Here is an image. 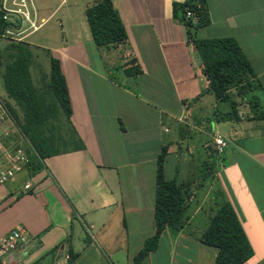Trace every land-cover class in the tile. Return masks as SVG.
<instances>
[{"label":"crops","instance_id":"obj_1","mask_svg":"<svg viewBox=\"0 0 264 264\" xmlns=\"http://www.w3.org/2000/svg\"><path fill=\"white\" fill-rule=\"evenodd\" d=\"M70 1L59 19L61 41L26 43L59 60L70 120L85 150L47 158L33 176L25 167L0 186V238L15 228L27 237L4 263L132 264L154 234L156 162L167 145L164 178L187 184L190 200L183 227L166 230L142 264L214 263L215 249L198 238L217 188L252 247L243 264H264V0H206L210 24L196 30L199 39L234 38L255 72L252 96H245L253 101H236L229 91L233 113L208 92L186 29L172 16V4L185 0H111L127 42L110 50L94 44L86 22L85 10L97 0ZM66 4L61 0L39 24L34 13L39 29ZM129 59L142 71L136 77L124 74ZM245 104L261 111L240 113ZM217 136L225 143L220 154L213 148ZM206 161L216 172L201 182L192 172ZM69 249L76 255L71 263Z\"/></svg>","mask_w":264,"mask_h":264},{"label":"trees","instance_id":"obj_2","mask_svg":"<svg viewBox=\"0 0 264 264\" xmlns=\"http://www.w3.org/2000/svg\"><path fill=\"white\" fill-rule=\"evenodd\" d=\"M187 12L192 14V18L186 17ZM4 16L5 13L0 9V38L7 29L14 27ZM172 16L186 29L187 42L194 50L200 73L208 82V92L217 101L229 103L234 111L235 103L231 100L230 88H250L249 80L256 77L244 52L232 37H196L197 29L210 24L206 0L173 3ZM85 18L97 47L110 50L126 44V30L111 0L92 3L85 10ZM31 48L26 42L9 43L0 51V63L3 64L2 78L6 97L21 112L20 118L7 99L9 113L26 140L29 155L27 169L29 175L33 176L43 170L45 159L83 151L85 145L70 120V98L59 60L48 52L49 72L45 75L46 81L43 79L42 86L37 87L31 76L34 58ZM141 72L135 59H129L125 64L126 76L136 77ZM260 118H264V111ZM167 150V145H163L156 162L154 234L144 241L142 249L132 259V264H142L156 250L166 230L177 233L183 227V215L188 207L190 193L187 184H178L175 179L165 180L163 166ZM198 240L204 246L215 249L213 264H243L253 255L232 205L219 188L208 226ZM75 257L69 249L68 262L71 263Z\"/></svg>","mask_w":264,"mask_h":264},{"label":"rangeland","instance_id":"obj_3","mask_svg":"<svg viewBox=\"0 0 264 264\" xmlns=\"http://www.w3.org/2000/svg\"><path fill=\"white\" fill-rule=\"evenodd\" d=\"M1 1V0H0ZM61 0H26V4H27V8L29 10V12L31 13V16H34V13H38L39 17L37 18V23H40V18H46L49 14H51L60 4ZM72 2L70 0H67V4L62 6V9L60 10L59 8L57 9V12L53 14V17L46 23L44 24L38 32H34L32 35L28 36L26 39L23 38L24 36L30 34V30L28 31H24L28 25L24 24L22 28H17L18 26H20L19 20L18 18H16L14 21H11L12 24H16L14 25V28L16 30V32H14V39H10V38H0V51H2L4 49V47L9 44V43H24V42H28V43H32L38 46H42V47H51L54 46L57 41H61L60 37H61V28L59 26V19H62V13L69 7H72ZM1 6V4H0ZM14 9V7L11 5V1H9L7 4H5V9ZM5 11V10H2ZM76 11V10H75ZM73 12V11H72ZM8 16V15H7ZM52 29V30H51ZM50 30L55 33L50 32ZM57 33V37H54V35ZM20 39V40H17ZM32 47V46H31ZM34 58H33V62L31 65V76H32V80L34 82V84L37 87L42 86L43 84V79L46 81V77L45 75L49 72V54L48 51L45 49H41L39 47H33L31 48ZM3 64L2 62L0 63V94L3 95L4 97H6V93L4 90V86H3ZM47 76V75H46ZM244 85V84H243ZM244 87V86H242ZM232 93V95L235 97L236 101L238 100L239 102L242 101H253L251 99L252 94L249 92V88H240V86H236V87H231L230 90ZM261 91H257L255 93V95H257L259 98L261 96V103L263 104L264 108V97L260 94ZM211 94V93H210ZM247 94L251 95L248 97V99L245 97ZM260 94V96H259ZM212 95V94H211ZM209 96H206V99H208ZM10 105L17 111L19 117L21 118V112L20 110L17 108V106L15 105V103L7 98ZM256 99V98H255ZM246 103V102H245ZM247 106H245V109L241 107L240 109V113H247V112H253L256 113L260 112L261 110L259 108H255L253 105H248L245 104ZM223 107H226L227 111H231V113H233V109L231 108V105L229 103H225L223 104ZM178 128L179 126H177L176 124L171 128L172 129V134L176 135L178 133ZM207 131H211V128L209 127V130ZM217 158V155H214ZM198 158L199 155H197ZM215 169L214 166L211 165L209 163V161H206L204 163L201 164L200 169L197 172H192V177L193 178H197L198 180H201V182L204 179L211 180L214 178V173H215ZM213 190V189H212ZM179 258V257H178ZM164 264V263H162Z\"/></svg>","mask_w":264,"mask_h":264},{"label":"built area","instance_id":"obj_4","mask_svg":"<svg viewBox=\"0 0 264 264\" xmlns=\"http://www.w3.org/2000/svg\"><path fill=\"white\" fill-rule=\"evenodd\" d=\"M9 1H11L14 9H5V4ZM0 4V9L5 10L3 11L5 13L4 19L14 21L18 18L20 28L27 24L28 27L24 31L30 30V33L39 29V25L36 24L35 14L33 17L31 16L26 0H1ZM12 16L14 20H12ZM186 17L192 18V14L187 12ZM13 31L16 32L14 27L7 29L2 37L14 39L15 33ZM6 101L7 97L0 94V186L13 181L29 163L26 140L14 123L6 106ZM224 146L225 143L221 137L217 136L214 138L213 148L216 153L220 154ZM26 240V233L22 228H15L1 237L0 264H5L4 258L25 243Z\"/></svg>","mask_w":264,"mask_h":264},{"label":"water","instance_id":"obj_5","mask_svg":"<svg viewBox=\"0 0 264 264\" xmlns=\"http://www.w3.org/2000/svg\"><path fill=\"white\" fill-rule=\"evenodd\" d=\"M11 18H12V20H14V17H13V16H12ZM19 27H20V26H18L17 28H19ZM64 254H66V249H65Z\"/></svg>","mask_w":264,"mask_h":264}]
</instances>
